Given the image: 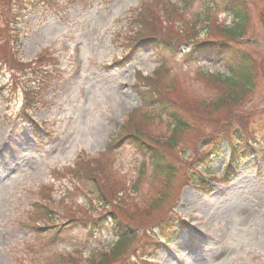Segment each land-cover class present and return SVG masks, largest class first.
<instances>
[{
	"label": "rangeland",
	"instance_id": "obj_1",
	"mask_svg": "<svg viewBox=\"0 0 264 264\" xmlns=\"http://www.w3.org/2000/svg\"><path fill=\"white\" fill-rule=\"evenodd\" d=\"M162 1L61 0L40 15L30 0H0V27L8 22L10 43L16 34L18 55L32 61L19 70L0 65V264H99L117 239L112 215L134 233L123 245L125 260L145 245L152 257L142 264H264V136L244 133L254 147L246 146L227 181L221 179L227 149L195 160L220 132L243 129L246 116L264 108V0H244L247 32L230 40L257 61L260 82L249 103L225 107L215 102L220 89L207 73L223 71L224 64L187 57L180 43L223 38L220 29L233 18L204 7L205 0H187L183 12L172 6L164 15ZM145 4L150 20L134 31L125 17ZM144 34L161 38L142 44ZM173 36L179 42L165 40ZM5 40L0 36V44ZM44 49L53 64L46 54L35 60ZM158 66L155 80L137 72L150 75ZM22 82L38 91L23 106ZM135 109L126 130L157 147L163 170L123 141L103 156L102 191L99 180L79 172L75 180L63 171L77 155L102 152ZM197 167L212 175L206 190L190 183ZM47 188L51 202L42 200ZM44 202L51 209L39 207ZM167 217L177 232L171 223L157 227ZM153 232L168 246L152 243Z\"/></svg>",
	"mask_w": 264,
	"mask_h": 264
},
{
	"label": "trees",
	"instance_id": "obj_2",
	"mask_svg": "<svg viewBox=\"0 0 264 264\" xmlns=\"http://www.w3.org/2000/svg\"><path fill=\"white\" fill-rule=\"evenodd\" d=\"M187 0H181L182 5L177 6L176 4L172 3L170 0L162 1V6L164 8V15L167 14V11L173 13V9L170 7H174V11L179 14L183 12V9L187 7ZM207 6L209 9L213 10H220L223 12H227L233 18L231 26H222L221 32L225 35L223 38H206L196 42L190 43L189 40H185L180 44L189 45L188 50L184 53L187 57L196 56L200 57L203 56L205 58H220L222 62L225 63L226 69L224 73L216 72V73H209V77L211 81L218 86L220 89V95L215 102L218 105L225 107L228 106L230 103L234 105H243L249 102L256 91L259 79V71H258V64L257 61L253 58L251 54L247 51L238 49L234 43L230 40H233L237 37H242L247 32V22H248V9L244 0H206L204 3V7ZM146 10H149L148 13H142ZM152 15V11L148 4H145L141 10L132 18L131 23L135 25V30L144 26L149 20ZM169 21V20H168ZM133 31V32H134ZM0 35L6 37L4 44L0 45V49L3 51L8 50L11 53L10 61L6 64L8 66H12V69H19V65L16 62L14 57V53L11 51L9 37L7 35V29L0 30ZM156 38H161L155 35H148L144 34L139 37V42L142 44H148L153 41H156ZM164 39V38H163ZM170 44H175L174 42H179L178 36H173L172 39H165ZM8 53V52H7ZM7 55L5 54L4 57ZM159 68V67H158ZM161 76L159 69L154 72L153 77H148L146 79L155 80ZM33 89H25L24 93L26 95L25 104H28L30 99L31 93H33ZM145 100V97H143ZM156 100L159 99L158 96H154ZM163 107L167 108V105H163ZM260 108V107H259ZM169 119L172 118L174 124L181 125L178 117L175 113L171 110L167 111ZM135 114H131L129 116L128 121L125 123L123 129L119 131L113 138L106 145L105 153H108L114 145L120 144L121 142L125 141L128 145L133 147L142 157L148 160L156 169L159 171L163 170L162 167V154L159 152L157 147L153 144H150L146 140H144L141 134L135 130H126L128 128V124L130 122H134ZM232 131H225L223 130L220 132L221 137L213 139L211 143H209V148L200 157L195 158L197 161L205 160L206 158L210 157L212 154H217L219 151L227 145L230 147V152L235 153L238 151L240 156L244 155L246 150V146L250 145V141L245 139L244 140V133L246 132V136H264V108L263 109H256L252 111V118L251 114L247 115L245 121H243V129L235 128L232 136L240 135L242 132L241 140L242 146L236 147L240 145L238 141L232 142L230 138V134ZM168 139H166L167 141ZM165 141V140H163ZM105 153L101 154L98 159H87L83 165L80 166V170L78 171L80 174H84L88 179L96 182L101 183L98 188L102 191V185L104 182V175H99L100 173L98 170L102 169L104 166L105 159L103 156ZM194 160V161H195ZM234 167L233 161L230 159L227 163L226 170L228 171L230 168ZM99 175V176H98ZM101 219V218H100ZM99 219V220H100ZM170 217H167L164 220V224L161 225L160 223L157 225L158 228L164 229L166 224L169 226L171 221ZM113 221V228L116 230L118 234V240L116 241L114 248L111 250L110 253H102L100 255L101 262L99 264H110L114 259L119 258V264H142L141 259L151 256V253L145 252V245L142 246V252H139V248L133 249V256L129 257L127 260L123 259L122 256L125 254L123 253V245L127 242L130 238L134 236V233L130 232L131 229L127 228L125 225H122L115 217H112ZM172 225V223H171ZM153 236L157 239L158 235L153 233ZM156 243V241H154ZM152 242V243H154ZM145 242L144 244H146ZM135 262L133 260L137 259ZM143 262V261H142Z\"/></svg>",
	"mask_w": 264,
	"mask_h": 264
}]
</instances>
